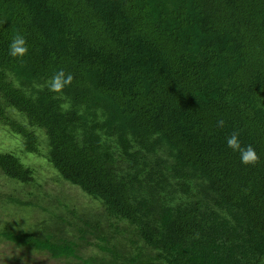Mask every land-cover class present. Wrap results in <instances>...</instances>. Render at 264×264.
Here are the masks:
<instances>
[{
  "label": "trees",
  "instance_id": "obj_1",
  "mask_svg": "<svg viewBox=\"0 0 264 264\" xmlns=\"http://www.w3.org/2000/svg\"><path fill=\"white\" fill-rule=\"evenodd\" d=\"M0 126L100 202L9 195L48 220L0 228L8 264H264V0H0ZM0 174L35 182L9 152Z\"/></svg>",
  "mask_w": 264,
  "mask_h": 264
},
{
  "label": "rangeland",
  "instance_id": "obj_2",
  "mask_svg": "<svg viewBox=\"0 0 264 264\" xmlns=\"http://www.w3.org/2000/svg\"><path fill=\"white\" fill-rule=\"evenodd\" d=\"M38 133L45 139V134L42 129H38ZM21 140L10 133L6 128L0 126V152H9L20 157L22 162L32 167L35 171V182L28 186H22L7 181L0 174V228L9 227L13 229H28L35 224L44 223L48 217L43 211L36 207H19L15 205L6 206L4 200L9 196L20 197L21 200L35 202L39 198H44L41 202V207H48V202L52 197L63 194L67 202L77 203V207L84 208L89 212L90 209H100L92 197L85 194L79 187L66 182L58 174L57 170L44 157L24 153L21 149ZM16 152V153H15ZM91 199V200H89ZM96 201V200H94ZM51 202V201H50ZM98 202V201H96ZM64 203V202H62ZM100 203V202H98ZM53 205V203H52ZM13 249V248H12ZM0 264H8L9 258L12 257V251L7 245H0ZM16 254L20 249L14 250Z\"/></svg>",
  "mask_w": 264,
  "mask_h": 264
},
{
  "label": "clouds",
  "instance_id": "obj_3",
  "mask_svg": "<svg viewBox=\"0 0 264 264\" xmlns=\"http://www.w3.org/2000/svg\"><path fill=\"white\" fill-rule=\"evenodd\" d=\"M28 53V48L26 44L25 37L16 33L8 48V54L10 57L15 59H23ZM72 74L65 73L62 69L56 71L50 80L47 82V87L50 92L55 93L57 96H62L63 89L70 86L72 83ZM221 125L223 121L219 122ZM227 147L234 152L239 153L240 162L244 165H252L257 161V155L255 150L251 146H241V143L238 139V133H233L230 137L226 138Z\"/></svg>",
  "mask_w": 264,
  "mask_h": 264
}]
</instances>
